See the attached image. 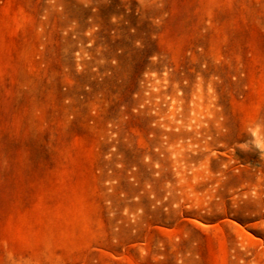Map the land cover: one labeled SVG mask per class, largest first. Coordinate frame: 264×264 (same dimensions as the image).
<instances>
[{"label":"rangeland","instance_id":"rangeland-1","mask_svg":"<svg viewBox=\"0 0 264 264\" xmlns=\"http://www.w3.org/2000/svg\"><path fill=\"white\" fill-rule=\"evenodd\" d=\"M0 264H264V0H0Z\"/></svg>","mask_w":264,"mask_h":264}]
</instances>
